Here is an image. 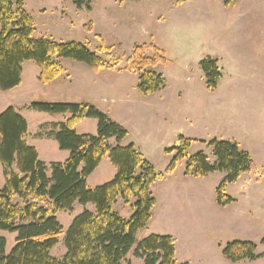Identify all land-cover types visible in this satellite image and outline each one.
Returning a JSON list of instances; mask_svg holds the SVG:
<instances>
[{"label": "rangeland", "instance_id": "374dc122", "mask_svg": "<svg viewBox=\"0 0 264 264\" xmlns=\"http://www.w3.org/2000/svg\"><path fill=\"white\" fill-rule=\"evenodd\" d=\"M87 1L88 8H78L70 0H25L24 9L34 21L32 37L86 43L91 50L102 41L101 56L115 69L94 72L83 63L57 59L64 71L47 85L38 80L35 63L25 61L32 67L25 66L18 96L0 95V107L5 100L18 97L28 103L90 101L127 130L129 141L137 143L156 168L176 154L165 149L179 145L178 135L192 139L187 156L201 151L210 163L215 160L211 140L235 142L249 153L252 165L226 186L225 194L233 201L216 212L203 255L215 261L227 243L249 241L256 245L259 257L244 264H264V0H235L226 5L222 0L180 4L175 0ZM143 44L148 46V55L155 46L166 59L154 68L165 85L150 95L139 91L137 74L118 71L133 48ZM208 57L216 59L221 74L213 90L207 88L199 68V61ZM36 123L29 119L31 130ZM10 169L16 171L15 165ZM133 203L132 197L128 203L118 198L112 209L128 219ZM81 206L75 203L72 210L56 214L62 229L50 250L52 257L60 259L65 254L64 236L73 218L83 211ZM148 233L139 230L137 241ZM0 236L6 240L8 254L16 234L0 231ZM135 247L122 264H143L134 255Z\"/></svg>", "mask_w": 264, "mask_h": 264}, {"label": "trees", "instance_id": "16d2710c", "mask_svg": "<svg viewBox=\"0 0 264 264\" xmlns=\"http://www.w3.org/2000/svg\"><path fill=\"white\" fill-rule=\"evenodd\" d=\"M80 8L89 7L87 0H70ZM137 1V0H132ZM187 0H175L177 4ZM229 4L235 0H222ZM25 0H0V91H8L21 84L22 64L32 61L39 69L42 84L54 81L64 71L57 59H71L98 72L114 70L101 54L103 42L91 50L88 44L76 41H55L51 37L33 38L34 21L24 9ZM91 31L92 24L86 25ZM135 46L123 69L138 75V89L150 95L165 85V80L154 68L166 63L155 46ZM209 90L217 87L221 77L216 59L199 61ZM29 108L50 114L69 113L65 122L55 124L49 132L61 150L69 151L63 162L48 166L28 145L26 119L9 106L0 113V163L4 167L5 181L0 188V231L15 233L14 245L6 254V240L0 236V264H122L136 244L134 255L143 264H187L175 259V241L170 235L149 234L139 241L137 232L148 224L155 205L151 185L163 175L170 174L178 161L186 159L185 174L204 176L219 171L223 179L216 188V202L227 205L233 198L225 194L229 183L243 172L250 171L252 159L235 142L213 139L209 142L215 162L199 151L187 156L186 149L192 139L179 136V145L166 148L176 151L163 173L156 172L153 164L133 143L120 145L127 130L107 114L87 102H31ZM85 118L97 120L96 134H77L75 125ZM117 142L111 146L108 142ZM108 155L116 168L112 180L94 188L86 184L87 177L97 168L103 156ZM15 165L16 171L10 169ZM48 168L50 173H47ZM264 175V170L262 172ZM134 198L133 213L128 219L120 217L112 207L121 198L128 203ZM92 204L94 211L83 209L71 221L65 236V254L60 258L50 255L61 232L56 214L72 210L73 205ZM264 243V239H262ZM256 245L235 240L223 247L222 254L229 260H255ZM126 264H132L126 262Z\"/></svg>", "mask_w": 264, "mask_h": 264}, {"label": "crops", "instance_id": "0c3cea01", "mask_svg": "<svg viewBox=\"0 0 264 264\" xmlns=\"http://www.w3.org/2000/svg\"><path fill=\"white\" fill-rule=\"evenodd\" d=\"M24 63L22 64L21 84L8 91H0V95L10 94L18 96L17 93L23 85L26 74L25 66L29 65V67H32L31 64ZM36 75L38 77L39 69L36 70ZM76 102L90 103V101ZM30 103L21 102L20 97L11 102L5 100V103H3L5 105L0 107V113L11 106L26 119L28 131L25 140L28 145L37 150L39 159L43 163L49 166L53 162H63L68 158L69 151L61 150L58 143L52 137H49V132L52 130L53 125L65 122L70 117V114H61L58 118L57 114L29 109ZM30 118L37 122L33 130L30 128ZM110 118L114 120L112 117ZM75 131L77 134L94 135L97 132V120L94 118H85L75 125ZM129 140L128 134L121 144L125 145L133 142ZM108 142L111 146L117 144L114 138H110ZM135 145L145 155L137 143ZM183 160H185L184 166L182 165ZM169 162L170 160L166 159L160 168H156L155 164L153 162L151 163L156 172L163 173ZM185 166L186 159H181L177 162L174 170L170 174L163 175L151 185L150 189L155 198V205L151 211L150 221L141 230H147L149 232L148 235L159 234L172 236L175 241V259L178 263L244 264V260L233 262L223 254L222 256L216 257L215 261L212 256L203 255L204 243L207 239L208 242L211 240L208 238L209 225L216 219L215 214L218 211L220 212V208L222 207V205L216 202V188L225 174L214 171L204 176H192L185 174ZM116 171L108 155H105L97 168L87 177L86 184L89 188H94L109 182L115 176ZM2 184H4V172L3 165L0 163V186ZM81 207L91 211L89 204ZM146 236L145 234L144 237Z\"/></svg>", "mask_w": 264, "mask_h": 264}, {"label": "water", "instance_id": "95a60500", "mask_svg": "<svg viewBox=\"0 0 264 264\" xmlns=\"http://www.w3.org/2000/svg\"><path fill=\"white\" fill-rule=\"evenodd\" d=\"M174 147H176V146H174ZM169 148H172V147L170 146Z\"/></svg>", "mask_w": 264, "mask_h": 264}]
</instances>
